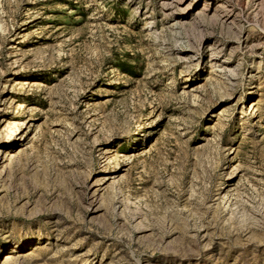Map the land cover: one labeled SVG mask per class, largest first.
Instances as JSON below:
<instances>
[{
  "label": "rangeland",
  "instance_id": "374dc122",
  "mask_svg": "<svg viewBox=\"0 0 264 264\" xmlns=\"http://www.w3.org/2000/svg\"><path fill=\"white\" fill-rule=\"evenodd\" d=\"M0 264H264V0H0Z\"/></svg>",
  "mask_w": 264,
  "mask_h": 264
},
{
  "label": "bare ground",
  "instance_id": "6f19581e",
  "mask_svg": "<svg viewBox=\"0 0 264 264\" xmlns=\"http://www.w3.org/2000/svg\"><path fill=\"white\" fill-rule=\"evenodd\" d=\"M7 258H10V256H8Z\"/></svg>",
  "mask_w": 264,
  "mask_h": 264
}]
</instances>
